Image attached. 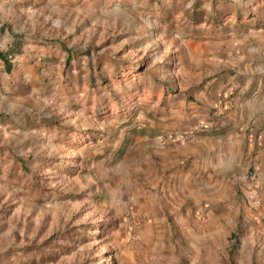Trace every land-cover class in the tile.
<instances>
[{"label": "rangeland", "instance_id": "374dc122", "mask_svg": "<svg viewBox=\"0 0 264 264\" xmlns=\"http://www.w3.org/2000/svg\"><path fill=\"white\" fill-rule=\"evenodd\" d=\"M0 45V264H264V0H0Z\"/></svg>", "mask_w": 264, "mask_h": 264}, {"label": "crops", "instance_id": "0c3cea01", "mask_svg": "<svg viewBox=\"0 0 264 264\" xmlns=\"http://www.w3.org/2000/svg\"><path fill=\"white\" fill-rule=\"evenodd\" d=\"M249 89L251 88H248L247 90ZM262 95H263V99L256 101L255 103L250 104V103H246V101H241L234 110H230L227 112V118H225L224 123L228 125L229 124L240 125V123L241 125H243L244 123H246L248 125V123L252 121V125H260L262 121H264V94ZM239 100L240 97L238 98V101ZM176 126H177L176 128L178 129L188 128L187 126H183V125H176ZM206 164H209L210 167L214 169H216L217 167L216 163L214 164L212 160L211 161L206 160L205 165ZM195 167H200L203 169L204 162L200 163L197 160V164L195 165ZM202 177H204V175H202Z\"/></svg>", "mask_w": 264, "mask_h": 264}, {"label": "built area", "instance_id": "2783aa9c", "mask_svg": "<svg viewBox=\"0 0 264 264\" xmlns=\"http://www.w3.org/2000/svg\"><path fill=\"white\" fill-rule=\"evenodd\" d=\"M2 51L4 52L2 54L5 56L6 60L8 62H12L13 57L11 55H7V53H5V51H4V46L0 45V52H2ZM165 139L170 140V141H175L176 140V141L184 142V141L188 140V135L187 134H182V135L170 134V135L166 136ZM258 204L259 203L255 202L254 205L258 206Z\"/></svg>", "mask_w": 264, "mask_h": 264}, {"label": "trees", "instance_id": "16d2710c", "mask_svg": "<svg viewBox=\"0 0 264 264\" xmlns=\"http://www.w3.org/2000/svg\"><path fill=\"white\" fill-rule=\"evenodd\" d=\"M0 61L4 63L5 71L9 72L12 68L11 64L6 60L5 56L0 53Z\"/></svg>", "mask_w": 264, "mask_h": 264}]
</instances>
